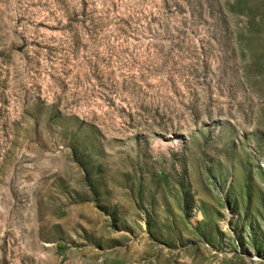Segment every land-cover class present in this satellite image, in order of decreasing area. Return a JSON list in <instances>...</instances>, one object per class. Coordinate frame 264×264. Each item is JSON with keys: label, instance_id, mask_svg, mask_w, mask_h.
Returning a JSON list of instances; mask_svg holds the SVG:
<instances>
[{"label": "rangeland", "instance_id": "rangeland-1", "mask_svg": "<svg viewBox=\"0 0 264 264\" xmlns=\"http://www.w3.org/2000/svg\"><path fill=\"white\" fill-rule=\"evenodd\" d=\"M0 264H264V0H0Z\"/></svg>", "mask_w": 264, "mask_h": 264}]
</instances>
